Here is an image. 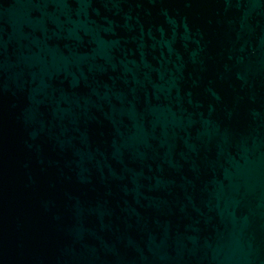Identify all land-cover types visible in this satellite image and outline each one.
<instances>
[{"label":"water","instance_id":"1","mask_svg":"<svg viewBox=\"0 0 264 264\" xmlns=\"http://www.w3.org/2000/svg\"><path fill=\"white\" fill-rule=\"evenodd\" d=\"M0 264H264V0H0Z\"/></svg>","mask_w":264,"mask_h":264}]
</instances>
